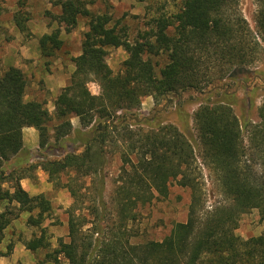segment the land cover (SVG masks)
<instances>
[{
	"label": "trees",
	"instance_id": "obj_1",
	"mask_svg": "<svg viewBox=\"0 0 264 264\" xmlns=\"http://www.w3.org/2000/svg\"><path fill=\"white\" fill-rule=\"evenodd\" d=\"M171 1L179 4L178 10L153 17L151 31L144 41L132 45L117 73L105 52L126 45V33L112 24L108 13L93 12L89 7L93 0L56 1L61 7L60 26L40 37L42 57H53L62 48V26L70 30L82 17L89 29L84 33L82 53L73 58L70 79L54 100V113L46 102L25 98L27 77L22 69L9 66L0 74V205L6 206L0 211V240L19 212L39 209L27 222L40 227V234L24 241L33 252L45 251L36 264H61V255L69 264H264V233L247 239L236 233L242 214L256 208L264 218V100L258 110L260 121H245L248 144L233 107L236 94L209 97L195 111L200 155L217 173L227 199L208 212L202 211V175L191 140L175 124L137 113L144 96L160 103L188 90L210 92L217 82L255 62L262 45L239 14L236 0ZM258 1L256 28L264 40V0ZM24 20L20 11L13 16L21 32L27 30ZM146 53L166 55L160 72L151 58L144 57ZM91 81L98 82L100 94L90 91ZM72 117L87 128L76 130L83 150L30 163L23 129L34 127L39 149L45 150L51 138L60 142L70 134ZM53 119L59 122L51 134ZM109 147L120 153L123 162L115 190L122 226L133 218L135 207L167 198L174 181L191 190L187 220L177 222L160 241L134 244L123 230L113 236H96L99 231L87 227L88 219L70 212L69 240L59 238L58 246L52 247L42 226L51 202L44 193L30 195L21 181L33 179L37 168L48 173L53 183L71 171L80 178L98 175L97 206H93L97 213L99 203H105L106 182L100 174ZM12 158L13 167L7 170L6 162ZM66 186L78 199L80 189L74 183ZM3 255L0 250V258Z\"/></svg>",
	"mask_w": 264,
	"mask_h": 264
},
{
	"label": "rangeland",
	"instance_id": "obj_2",
	"mask_svg": "<svg viewBox=\"0 0 264 264\" xmlns=\"http://www.w3.org/2000/svg\"><path fill=\"white\" fill-rule=\"evenodd\" d=\"M56 1L58 0H0V74L9 66H13L14 57L24 51L31 57L38 56L37 65H40L38 74L50 73V75L55 74V78H60L56 84L53 83L54 78H51L50 86L54 90L64 82L66 77H68V83L75 68L73 58L82 53L84 33L89 27L86 18L82 17L70 30H67L65 25L62 26L61 37L64 41L62 48L53 57H42L39 50L40 37L60 26L61 7ZM236 1L239 14L245 19L262 45L259 58L251 65L237 70L233 76L217 82L215 87L208 89L210 92L188 90L179 97H166L167 99L165 98L160 103H156L152 96H144L141 107L137 110L140 116L149 118L154 116L175 124L191 140L197 155V165L202 175L203 212L211 211L216 205L226 203L227 199L221 192L217 173L200 155V145L193 120L195 111L200 103L209 97L217 99L222 92L236 94L238 98L233 107L243 125L245 143L248 144L250 132L249 128H245V121L250 120L253 123L260 121L258 110L264 100V40L257 33L256 28V15L260 9V3L258 0ZM89 7L95 13H108L112 17V24L126 33V45L109 47L105 52L108 64L117 73L122 68V62L128 57L132 45L144 41L143 37L151 31L153 17L160 14H173L178 10L179 4L171 0H93ZM19 11L25 18L24 22L27 25L25 32L19 31L13 22L14 14ZM44 27L48 28L49 32H44ZM144 57H149L156 63L158 72L167 62V57L164 54L146 53ZM29 61L33 62L34 58ZM25 75L27 77L25 98L29 100L35 92V99L46 102L48 109L54 113L52 107L57 96L53 98L51 90L48 89L43 79L38 88L34 89L33 86H30V75L28 73ZM88 87L95 95L101 92L100 85L96 81L89 82ZM178 108H181V115L178 114ZM71 120L73 129L70 134L60 142L51 138L50 147L45 150L35 149L31 153L30 163H39L46 159H59L66 153H78L83 150L81 142L76 139L78 136L76 130H87V128L82 127L77 117H72ZM58 122L53 119L49 123L51 134ZM108 151L111 152H108L107 163L100 174V177L105 178L106 182L105 203H99L97 213L93 212L95 208L93 206H97L95 202L96 187H100V181L95 182L97 179H101L98 175L91 176L92 179L91 177L80 178L71 171L68 174H62L58 182L53 183L49 182L48 173L37 168L35 177L29 179L33 184L31 195L44 193L51 202V210L46 214L42 226L47 230V240L51 242L52 247L58 246L59 238H63L65 241L69 240L68 219L70 212H75L88 219L87 227H90L92 231H99L96 236L100 234L99 237L102 235L101 238H104L123 230L125 235L129 236L130 242L134 244L151 240L160 241L171 233L177 222L187 220L191 190L174 181L170 186L167 198L156 199L146 205L135 207L133 218H130L131 220L122 226L119 203L115 200V190L123 162L117 150L109 147ZM251 157L249 155L248 158ZM14 162V158L7 161L6 169L10 170ZM25 164L26 161H22V165ZM67 183H74L75 188L80 189L78 199L73 197L66 186ZM5 207L4 204L0 205V211H3ZM38 211L39 209L32 213L19 212V217L4 230L3 238L0 240V250L4 255L0 258V264H36L44 258V250L33 252L24 245V241L32 238L33 234H40V227L29 225L27 222L31 215L36 217ZM236 233L243 239L264 233V218L261 217L258 209L254 208L242 214ZM61 264H69L62 255Z\"/></svg>",
	"mask_w": 264,
	"mask_h": 264
},
{
	"label": "crops",
	"instance_id": "obj_3",
	"mask_svg": "<svg viewBox=\"0 0 264 264\" xmlns=\"http://www.w3.org/2000/svg\"><path fill=\"white\" fill-rule=\"evenodd\" d=\"M44 32H49L45 27L43 28ZM34 58L33 62H30ZM37 58L38 56L36 55L35 57H31L27 52L22 51L20 54L14 57V62L13 66H16L20 69L23 70V72L28 73L30 75V86H33L34 89H37L39 86V83L43 79L45 83L47 84L48 89L51 90L53 94V98H55L59 92V90L64 87L67 83V78H65L64 82L61 83L55 90L50 86L51 83V78H54V82H58L60 78H55V74L50 75V73L46 75L38 74L40 70V65H37ZM32 88V87H31ZM33 89V90H34ZM35 94V92H33ZM31 96L29 100H37L35 99V96ZM27 96V95H26ZM55 109V106L53 105L52 110ZM51 110V109H50ZM52 112V111H50ZM23 138H24V148L29 150L31 153L35 149H39V135L38 131L34 127H25L23 129ZM23 187L28 191V193L31 195V191H33V184L30 183L28 178H25L21 181Z\"/></svg>",
	"mask_w": 264,
	"mask_h": 264
}]
</instances>
